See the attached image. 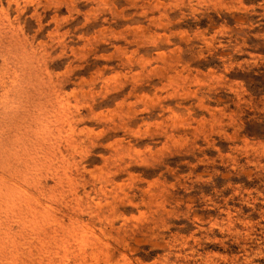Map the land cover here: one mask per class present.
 Wrapping results in <instances>:
<instances>
[{
  "label": "rangeland",
  "instance_id": "374dc122",
  "mask_svg": "<svg viewBox=\"0 0 264 264\" xmlns=\"http://www.w3.org/2000/svg\"><path fill=\"white\" fill-rule=\"evenodd\" d=\"M0 264H264V0H0Z\"/></svg>",
  "mask_w": 264,
  "mask_h": 264
}]
</instances>
